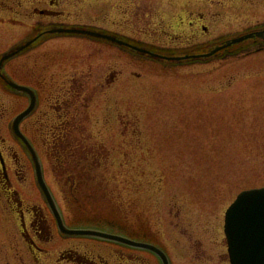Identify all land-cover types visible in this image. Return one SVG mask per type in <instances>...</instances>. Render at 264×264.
Instances as JSON below:
<instances>
[{
  "label": "rangeland",
  "instance_id": "374dc122",
  "mask_svg": "<svg viewBox=\"0 0 264 264\" xmlns=\"http://www.w3.org/2000/svg\"><path fill=\"white\" fill-rule=\"evenodd\" d=\"M185 1L163 0L155 10L172 21L184 16ZM102 14L108 17V8ZM141 71L148 79L130 76V88L118 96L99 91L85 128L90 135L38 140L49 158L45 177L71 223L106 228L128 216L130 227L150 233L183 264H230L226 209L243 190L264 187V53ZM56 140H63L62 156ZM66 141L75 149L64 148ZM69 153L86 166L77 165L86 177L82 190L67 179L62 188L56 184L68 171L54 162ZM12 179L22 199L43 205L31 171ZM8 202L0 195V264H52L50 246L40 260L29 253Z\"/></svg>",
  "mask_w": 264,
  "mask_h": 264
},
{
  "label": "flooded vegetation",
  "instance_id": "af4514ba",
  "mask_svg": "<svg viewBox=\"0 0 264 264\" xmlns=\"http://www.w3.org/2000/svg\"><path fill=\"white\" fill-rule=\"evenodd\" d=\"M162 1L0 0V195L9 198L21 238L37 260L49 255L50 246V255H57L52 264H166L155 252L133 243L64 233L39 186V167L68 229H98L133 242L155 244L168 255V264L187 261L173 257L150 233L130 227L128 216L124 225L117 221L106 228L71 223L45 177L47 153L38 147L41 138H46L47 144L52 139L90 135L85 128L94 111L91 103L99 91L108 90L118 96L130 88L133 76L147 80L141 71L147 64L166 69L264 53V0H186L184 16L179 14L167 22L155 10ZM169 1L176 4V0ZM107 8L110 15L105 17L102 12ZM85 14L94 16L90 19ZM68 29L95 34L65 31ZM249 34L253 36L228 45L230 40ZM131 67L136 69L132 74ZM12 80L28 91L12 87ZM30 106L19 129L35 149L33 152L14 130V119ZM8 138L18 142L20 151L10 145ZM62 141H55L60 156L64 154ZM64 148L75 149L68 141ZM75 155L79 156L69 153L62 162H54V168L58 165L68 171L65 178L57 175L58 187L62 188L67 179L72 190L81 189L86 178L81 168L86 166L78 158L73 159ZM30 171L43 205L25 201L13 185V172L18 176ZM59 239H68L70 244L63 248Z\"/></svg>",
  "mask_w": 264,
  "mask_h": 264
},
{
  "label": "water",
  "instance_id": "95a60500",
  "mask_svg": "<svg viewBox=\"0 0 264 264\" xmlns=\"http://www.w3.org/2000/svg\"><path fill=\"white\" fill-rule=\"evenodd\" d=\"M65 31L78 33L89 32L91 34H95V32L82 29H68ZM250 36L252 35H246L245 37L235 38L231 42H229L228 45L233 42H240ZM10 83L13 87L17 89H27L17 85L15 82ZM27 113L28 112L24 113V115ZM18 122L19 119H17L16 124H18ZM18 131L19 130H17V133ZM37 173L38 181L44 189V192L50 201L53 211L59 218L61 229L63 232L77 235H97L116 241L120 240L122 242H128L126 239L119 236L89 230H67L66 228H64V224L62 220H60V216L54 199L52 198V195L50 194V191L42 177L41 169L39 167ZM226 233L228 237L229 251L233 264H264V187L243 191L238 196L237 200L227 211ZM137 245L144 246L155 251L165 261H167L166 254L156 246L142 244ZM166 264H168V262H166Z\"/></svg>",
  "mask_w": 264,
  "mask_h": 264
}]
</instances>
